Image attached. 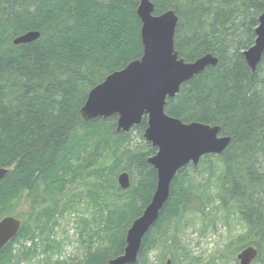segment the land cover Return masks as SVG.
<instances>
[{
	"label": "trees",
	"instance_id": "obj_1",
	"mask_svg": "<svg viewBox=\"0 0 264 264\" xmlns=\"http://www.w3.org/2000/svg\"><path fill=\"white\" fill-rule=\"evenodd\" d=\"M151 1L156 16L173 10L179 17L180 58L219 59L167 100L166 113L187 124L220 126L231 143L224 153L178 172L135 264H149L159 248L162 260L169 254L177 264L187 217L205 228L219 214L243 228L229 246L232 257L251 246L259 253L253 264H264V54L255 72L244 57L255 42L264 0ZM139 3L0 0V169H9L0 183V221H23L18 236L0 250V264L27 262L59 245L61 220L74 213L80 219L75 206L83 193L80 201L67 193L80 183L91 188L85 196L96 209L91 221H82L86 252L71 263L48 256L44 264H107L124 253L128 229L156 190L157 171L148 158L157 150L149 142L130 147L131 136L117 132L116 116L85 121L81 109L92 89L142 57ZM31 31L40 38L14 44ZM146 127L145 117L135 128ZM119 172L130 175L127 190L118 184ZM23 198L28 217L14 216L12 206Z\"/></svg>",
	"mask_w": 264,
	"mask_h": 264
},
{
	"label": "water",
	"instance_id": "obj_2",
	"mask_svg": "<svg viewBox=\"0 0 264 264\" xmlns=\"http://www.w3.org/2000/svg\"><path fill=\"white\" fill-rule=\"evenodd\" d=\"M151 0H140L137 15L141 20L143 55L121 71L109 75L104 82L88 94L81 109L85 121L117 117V132H129L147 118L144 138L157 150L148 163L157 171V186L153 197L127 231L124 253L107 264H135L144 237L155 226L160 213L169 200L171 184L178 172L190 164L197 166L206 155H220L231 143V137L221 136L220 126L199 122L183 123L169 116L167 100L175 98L183 84L206 68L218 65L219 59L207 54L193 62L180 58L175 49V35L179 17L170 10L154 14ZM254 44L244 52L245 60L255 72L264 54V13L259 16ZM40 38L31 31L14 40L15 45L27 44ZM9 169H0V183ZM130 175L118 176L121 189L130 187ZM23 221L12 216L0 221V250L15 239ZM258 250L246 247L237 255L239 264H253ZM166 264H172L168 259Z\"/></svg>",
	"mask_w": 264,
	"mask_h": 264
},
{
	"label": "rangeland",
	"instance_id": "obj_3",
	"mask_svg": "<svg viewBox=\"0 0 264 264\" xmlns=\"http://www.w3.org/2000/svg\"><path fill=\"white\" fill-rule=\"evenodd\" d=\"M127 135L131 136L132 144L130 147L136 148L139 145L144 146L147 142L144 138L143 130L135 127L127 132ZM120 174L121 172H119L117 176ZM93 177L95 176H92V178ZM89 181L90 180H88V182ZM90 189L91 188L87 189V187L81 183L70 186V190L67 191V193L69 196H74L76 198V200H74L72 197V200L80 201L81 197H79V194L83 193L81 202L75 206L77 212L80 214V219L77 220L78 216H75L76 213L62 219L60 226L55 230L57 241L55 245H59L55 247V249L50 248L49 251L42 252L33 260L20 264H44L48 256L55 261L60 259L62 261H69L70 263L73 260L83 258L86 252L83 240H88L89 235H82L84 228L82 221H91L95 209L88 203L89 198L85 196V193ZM28 208L29 205L25 202L24 198L12 206L14 216L15 214H25L28 217ZM221 216L222 214L216 215V217H219L217 222L213 223V221H210L211 223H206L205 228L201 220L195 217H192V219L187 217L179 230L181 249L177 264H239L237 261L239 252L232 257V250H229V248L231 249L229 246L231 242L243 232V228L235 218L225 223ZM172 235L173 231L170 230L167 236L169 237ZM26 244L30 245L31 241H28ZM163 251L162 248H159L151 252L149 264H166L167 260L171 259V255L167 254L165 259L162 260ZM220 255H225L226 258L224 260L218 259ZM214 259L216 261L212 263Z\"/></svg>",
	"mask_w": 264,
	"mask_h": 264
}]
</instances>
